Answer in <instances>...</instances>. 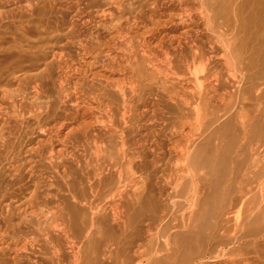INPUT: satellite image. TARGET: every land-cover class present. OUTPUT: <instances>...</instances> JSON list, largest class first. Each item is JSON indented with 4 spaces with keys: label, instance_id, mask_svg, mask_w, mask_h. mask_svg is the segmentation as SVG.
I'll use <instances>...</instances> for the list:
<instances>
[{
    "label": "bare ground",
    "instance_id": "1",
    "mask_svg": "<svg viewBox=\"0 0 264 264\" xmlns=\"http://www.w3.org/2000/svg\"><path fill=\"white\" fill-rule=\"evenodd\" d=\"M4 1L0 264H264V0Z\"/></svg>",
    "mask_w": 264,
    "mask_h": 264
},
{
    "label": "rangeland",
    "instance_id": "2",
    "mask_svg": "<svg viewBox=\"0 0 264 264\" xmlns=\"http://www.w3.org/2000/svg\"><path fill=\"white\" fill-rule=\"evenodd\" d=\"M5 2V1H4ZM73 1L71 0H62V5L66 8H68ZM86 1H82L81 5L82 7L85 6ZM14 4L12 3H3L2 7L0 8L1 11V16L2 19L0 20V39H6L9 40L11 39L14 34H16V30H17V19H19L21 16H26L28 15L25 12H22L21 10H19L17 8V6H13ZM24 13V14H23ZM70 17L71 15L67 12H63L61 10H56L54 9L53 12H48L46 18H49L50 20H55V19H61V18H65V17ZM35 18H37V15L34 16ZM33 17V18H34ZM29 19L28 17H23L22 20ZM87 29L92 30V31H96V29L92 28L91 26H86ZM84 27V29L86 28ZM101 32V31H99ZM4 77V75H3ZM33 128V122L32 121H26L25 123H21V122H11L10 125V129H11V141L14 144L15 150L13 153V157L16 159L17 161L21 164L24 163L23 160L26 159V155L24 153V149L27 148L30 144H34L36 142V134L32 135L31 131ZM49 147V146H48ZM1 149V148H0ZM23 149V151H22ZM34 158V159H33ZM32 160L35 161L36 163V167H39V169H44L46 166V163L44 160L40 159L39 157H35L33 156ZM2 160H4V158L2 157ZM69 166H71L72 169L77 170L76 164L69 161ZM78 171V170H77ZM21 178H22V184L23 185H27L28 184V180L26 177V174L22 173L21 174ZM8 181V179H6L5 177H3L0 180V185H5ZM58 184L62 185V182H58ZM203 201H205V196L203 197ZM216 204L213 200V197L211 199H209L208 201L203 203V207L205 208L206 211L209 212V216H208V221H212L213 217L211 218V216L214 214L215 210H216Z\"/></svg>",
    "mask_w": 264,
    "mask_h": 264
}]
</instances>
